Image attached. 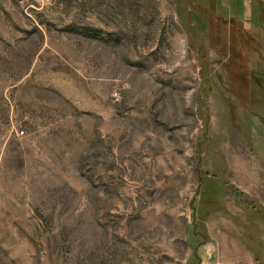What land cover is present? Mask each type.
<instances>
[{
  "label": "rangeland",
  "instance_id": "374dc122",
  "mask_svg": "<svg viewBox=\"0 0 264 264\" xmlns=\"http://www.w3.org/2000/svg\"><path fill=\"white\" fill-rule=\"evenodd\" d=\"M245 29L264 0H0V264H264Z\"/></svg>",
  "mask_w": 264,
  "mask_h": 264
},
{
  "label": "crops",
  "instance_id": "0c3cea01",
  "mask_svg": "<svg viewBox=\"0 0 264 264\" xmlns=\"http://www.w3.org/2000/svg\"><path fill=\"white\" fill-rule=\"evenodd\" d=\"M242 29H244V28H242ZM245 31L251 35V37H250L251 38V41L254 42L255 43V46H256V54H257L258 57L261 58L262 56L259 53L260 51H258V44H259L260 39L262 40L264 38V35H262V34L260 35L259 34V31L258 32L253 31V30L250 31L248 29H245ZM247 33H245V34H247ZM263 57H264V55H263Z\"/></svg>",
  "mask_w": 264,
  "mask_h": 264
},
{
  "label": "bare ground",
  "instance_id": "6f19581e",
  "mask_svg": "<svg viewBox=\"0 0 264 264\" xmlns=\"http://www.w3.org/2000/svg\"><path fill=\"white\" fill-rule=\"evenodd\" d=\"M222 247H223V246H222ZM227 247H228V246H227ZM233 248H234V247H233ZM234 251H235V250H234ZM239 252H241V251H239ZM239 256H240V255H239ZM241 256H242L243 259H244V258H245V259L248 258V257H246V255H243V254H242ZM237 258H238V257H237ZM237 261H238V260H237ZM237 261H236V262H237ZM246 261H247V260H246ZM246 263H247V262H246Z\"/></svg>",
  "mask_w": 264,
  "mask_h": 264
}]
</instances>
